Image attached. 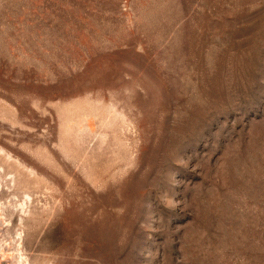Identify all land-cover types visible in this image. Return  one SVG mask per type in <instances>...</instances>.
<instances>
[{
	"label": "rangeland",
	"instance_id": "obj_1",
	"mask_svg": "<svg viewBox=\"0 0 264 264\" xmlns=\"http://www.w3.org/2000/svg\"><path fill=\"white\" fill-rule=\"evenodd\" d=\"M0 264H264V0H0Z\"/></svg>",
	"mask_w": 264,
	"mask_h": 264
}]
</instances>
